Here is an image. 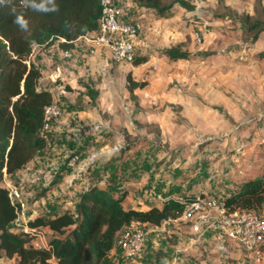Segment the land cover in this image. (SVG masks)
<instances>
[{"label": "rangeland", "instance_id": "rangeland-1", "mask_svg": "<svg viewBox=\"0 0 264 264\" xmlns=\"http://www.w3.org/2000/svg\"><path fill=\"white\" fill-rule=\"evenodd\" d=\"M187 1L194 12L160 20L134 4H118L124 21L140 25L134 54L147 56L144 64L105 56L106 65L100 59L88 63L80 52L49 59L63 68L58 81L63 91L55 96L62 113L49 132L48 147L5 179L12 200L22 205L16 231H29L27 220L49 211L52 203L70 210L96 178L101 187L125 189L127 206L147 207L168 194L221 200L240 178L264 170V32L256 38L242 28L244 21L261 19L256 0ZM178 45L191 54L188 60L163 56V50ZM40 53H33L37 63ZM96 53L89 47L90 55ZM128 72L146 86L130 91ZM88 89L98 92L96 100ZM73 156L79 157L74 165ZM175 226L176 232L138 225L157 242L145 241L133 264H164L162 258L180 253L173 237L182 228L195 232L183 221ZM195 234L204 242L201 259L193 257L191 263L180 257L182 264H256L236 242H221L227 237L218 227ZM211 237L220 242H210ZM213 252L216 258L210 257ZM0 264H17V259L1 257Z\"/></svg>", "mask_w": 264, "mask_h": 264}, {"label": "trees", "instance_id": "trees-1", "mask_svg": "<svg viewBox=\"0 0 264 264\" xmlns=\"http://www.w3.org/2000/svg\"><path fill=\"white\" fill-rule=\"evenodd\" d=\"M133 1L136 10L145 9L157 20L196 10L187 0ZM256 5L261 19L253 24L244 21L242 28L245 34L259 38L264 32V7L261 0H256ZM101 17L100 0H0V258H16L17 264H102L122 230L141 224L161 227L169 219L180 218L192 201L203 196L168 194L158 204L126 206L125 189L117 192L101 187V178H96L82 192L74 211L29 218V231L15 230L13 224L22 205L12 200L5 179L23 170L51 142L52 125L46 132L42 128L45 109L54 97L40 85L42 74L31 59L33 49L56 44L63 51L69 50L77 39L99 32ZM162 53L171 61L191 57L183 45ZM148 60L134 54L132 64L139 66ZM127 82L132 92L146 86L133 79L131 72ZM87 93L96 100L97 91L88 89ZM254 125L247 129L250 133ZM220 201L228 212L259 213L264 206V170L240 178L237 189ZM167 226L176 232L173 223ZM45 228L51 232L48 246L33 245L35 231ZM173 238L177 240L176 235Z\"/></svg>", "mask_w": 264, "mask_h": 264}, {"label": "built area", "instance_id": "built-area-1", "mask_svg": "<svg viewBox=\"0 0 264 264\" xmlns=\"http://www.w3.org/2000/svg\"><path fill=\"white\" fill-rule=\"evenodd\" d=\"M102 17L99 32L93 36L84 37L86 43L94 47H105L110 52L114 62L131 63L134 58V38L138 35L140 25L124 21L122 8L114 0H100ZM201 41V36H196ZM65 57H71L69 52ZM60 105L54 101L45 109L42 130L49 131L52 121L61 116ZM79 161L78 156L70 160L74 165ZM17 221V220H16ZM181 221L190 224L195 233H201L218 227L225 236L236 242L247 251L254 253L256 261H260L264 249V206L259 213L247 211L228 212L221 201L215 198L198 196L184 211L183 215L168 222L177 225ZM147 233L139 228L131 227L120 232L117 244L122 253L121 264H133L141 256Z\"/></svg>", "mask_w": 264, "mask_h": 264}, {"label": "crops", "instance_id": "crops-1", "mask_svg": "<svg viewBox=\"0 0 264 264\" xmlns=\"http://www.w3.org/2000/svg\"><path fill=\"white\" fill-rule=\"evenodd\" d=\"M114 1L121 6H125L127 4L132 6L135 3L133 0H114ZM124 18H125V14H124ZM89 47L96 48V47H94L93 44L86 43L81 38L77 39L76 41H74L72 43L71 49L65 50V51L61 50V48L59 46H57L56 44L51 45V46H46V47H40V46L34 47L33 53H39L41 51V53L38 55L39 57L36 56V58H38L39 63H37V61L35 59H33V58H35V57H33V53L31 55V59H33L32 61L40 69L41 74H42L41 79H40V85L43 88L48 89L53 94L54 99L58 93L63 91V90H60L62 88L61 84H58V81L63 80V74H62L63 68H62V64L60 62L56 63L55 61L53 62L49 59H55L56 57L63 59V58H65L66 52H69L71 54V56L74 55V53L80 52V53H85V54H83V56H85V57L87 56L88 63L94 59L102 60V62H103L102 64H104V65H106L108 63V62H106L105 58H103L105 56V57H107V59H110V52L107 48L97 47V53L94 55H90L89 54ZM46 85L48 86V88L45 87ZM57 90H59V91H57ZM54 123L55 122H53V124H52V128H53ZM33 160H32V162H33ZM261 172L262 171H260L259 173H261ZM249 175H254V173H249L246 176H249ZM10 177H12V176H10ZM237 187H238V183H237V185H235V187H233L232 191L237 189ZM75 204L73 205V208H70L71 211H74ZM159 206H161V204H159ZM134 207H137V206H134ZM140 207L144 208L143 206H140ZM63 209L67 210V207L63 208L60 205H56L55 203H52L51 209L49 211H47L46 213H43V214L32 215L31 218H34V217L39 216V215L64 211ZM141 225L143 227L153 226L150 224H141ZM135 226H138V225H135ZM153 227L158 228V226H153ZM36 231H37L36 237H35V239L32 240L31 243L35 246L47 247L48 243L50 241V236H51L50 230L45 228V229L36 230ZM149 235H147V236H149ZM151 237H152L151 235H150L149 239H147V237H146L147 243L156 241V237H152V239H151ZM209 241L212 243H215V244L220 242V240L218 241V239L215 237H211ZM224 241H228V243L232 242L231 240H228V238H227V240H222V238H221V242H224ZM165 242H168V241H165ZM203 244H204V242L202 240V235H196L195 233L190 231L189 228L188 229L182 228L181 234H179V237L177 238V245H176V249H175L176 251H180V253L176 252L175 256H173V257H171V256L166 257L165 256L164 258H162V262H165L164 264H182L180 261H178V258H180V257H181L180 259H182V260H183V258H187V261H191V263H193V261L191 260V258H193V257H197L200 260L203 253H202V251L201 252H199V251H200V248L203 247ZM219 246H220V244H219ZM204 249H205V247H204ZM208 249H212V248H207L206 250H208ZM170 252H171V250L169 251V253ZM210 257L216 258L215 253L213 252L212 254H210ZM248 257H250V258L253 257L256 264H264V249H263V255H262V258L260 261L255 260L254 253H252L251 251H248ZM167 259H171V261H167ZM120 260H122V253H121L120 247L118 246L117 240H116L113 250L111 251V253L107 257L104 258L102 264H119L121 262ZM200 263L206 264V261L201 260Z\"/></svg>", "mask_w": 264, "mask_h": 264}]
</instances>
